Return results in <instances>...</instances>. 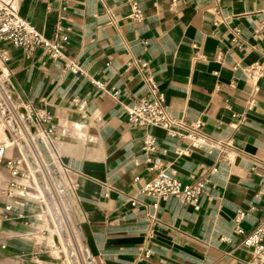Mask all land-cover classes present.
<instances>
[{
	"label": "crops",
	"instance_id": "crops-1",
	"mask_svg": "<svg viewBox=\"0 0 264 264\" xmlns=\"http://www.w3.org/2000/svg\"><path fill=\"white\" fill-rule=\"evenodd\" d=\"M7 1L46 36L59 22L69 28L65 60L0 45L10 51L18 99L53 115L51 150L90 264H251L234 216L247 211L246 231L264 226L255 172L264 168V76L245 71L264 65V0H139L140 21L128 17L126 0ZM68 59L79 73L65 68ZM138 60L149 63L171 116L201 119L212 136L234 138L231 161L204 149L182 155L188 142L156 126L149 132L159 150L145 151V130L127 114L146 94ZM16 154L10 148L7 157ZM162 169L183 182L208 180L198 209L172 196L155 206L139 193ZM3 221L0 214V264H72L50 234L1 230Z\"/></svg>",
	"mask_w": 264,
	"mask_h": 264
},
{
	"label": "built area",
	"instance_id": "built-area-1",
	"mask_svg": "<svg viewBox=\"0 0 264 264\" xmlns=\"http://www.w3.org/2000/svg\"><path fill=\"white\" fill-rule=\"evenodd\" d=\"M126 1L130 6L128 17L133 20H143L144 13L139 0ZM0 42H9L23 49L27 56L42 49L54 60H65L64 49L69 42V28L59 22L54 33L46 36L30 21L23 18L11 2L0 0ZM10 60L9 49L0 45V166L4 165L11 176L9 186H36L35 169L39 168L48 181L55 173L53 170L59 167L57 158L51 150L55 131L54 118L48 111L36 109L33 104L18 99L10 80L8 68ZM66 61V69L74 73L81 71L76 62L69 59ZM136 66L143 75L147 89L144 96L127 106L128 122L132 127L145 130L143 148L147 153L159 150L155 136L149 132L150 127L156 126L164 129L168 136L188 142L186 147L179 150L182 155L204 149L210 153L218 151L229 161L233 159L236 148L233 137L223 139L212 136L205 131V123L201 119L171 116L165 104V95L160 90L149 63L138 60ZM245 71L252 79L261 78L264 76V65L255 62L247 66ZM97 84L104 91H108L102 82ZM255 90H258L257 86ZM114 94L116 95L117 92ZM253 102L254 99H251L249 107ZM10 148H14L17 154L7 157ZM255 172L261 178L260 191L264 192V168H256ZM207 184L208 180L204 178L183 182L176 176L174 170L162 169L153 180L141 186L139 193L154 198L155 206L158 205L159 200L172 196L198 209L199 199L207 191ZM26 196L37 199L30 194ZM22 207L23 203L19 200L6 204L1 219H11L16 213L22 216L20 212ZM253 209L251 208L250 211ZM246 212L242 208L237 209L234 216V231L241 237L242 244L252 250L251 264H262L264 226L259 225L252 231H246L242 226ZM149 255L150 250H145L144 256ZM80 262V264H90L84 256L81 257Z\"/></svg>",
	"mask_w": 264,
	"mask_h": 264
},
{
	"label": "rangeland",
	"instance_id": "rangeland-1",
	"mask_svg": "<svg viewBox=\"0 0 264 264\" xmlns=\"http://www.w3.org/2000/svg\"><path fill=\"white\" fill-rule=\"evenodd\" d=\"M35 172L36 186H9L11 176L4 170V165L0 166V209H4L5 204L16 200L23 203L20 210L22 216L13 214L11 219L3 221L1 230L46 232L50 234L54 245L63 248L69 256L74 255L72 264H80L82 256L87 258V248L58 169L53 170L55 173H51V179L48 181L39 168L35 169ZM39 176L41 178H38ZM26 194L37 199L30 198ZM2 213L0 212L1 215Z\"/></svg>",
	"mask_w": 264,
	"mask_h": 264
},
{
	"label": "bare ground",
	"instance_id": "bare-ground-1",
	"mask_svg": "<svg viewBox=\"0 0 264 264\" xmlns=\"http://www.w3.org/2000/svg\"><path fill=\"white\" fill-rule=\"evenodd\" d=\"M48 154V151H46V155ZM48 156V155H47ZM88 251V250H87ZM87 251H86V253H87ZM85 260H88V258H85ZM92 260V259H91Z\"/></svg>",
	"mask_w": 264,
	"mask_h": 264
}]
</instances>
